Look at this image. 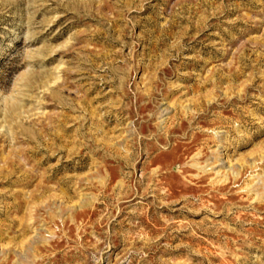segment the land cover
Here are the masks:
<instances>
[{"label": "rangeland", "instance_id": "374dc122", "mask_svg": "<svg viewBox=\"0 0 264 264\" xmlns=\"http://www.w3.org/2000/svg\"><path fill=\"white\" fill-rule=\"evenodd\" d=\"M0 264H264V0H0Z\"/></svg>", "mask_w": 264, "mask_h": 264}]
</instances>
